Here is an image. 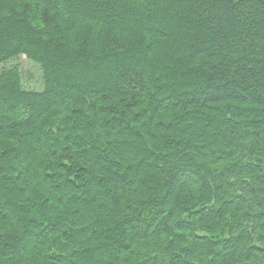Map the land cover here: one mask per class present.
<instances>
[{
  "label": "trees",
  "instance_id": "trees-1",
  "mask_svg": "<svg viewBox=\"0 0 264 264\" xmlns=\"http://www.w3.org/2000/svg\"><path fill=\"white\" fill-rule=\"evenodd\" d=\"M0 264H264V0H0Z\"/></svg>",
  "mask_w": 264,
  "mask_h": 264
},
{
  "label": "rangeland",
  "instance_id": "rangeland-1",
  "mask_svg": "<svg viewBox=\"0 0 264 264\" xmlns=\"http://www.w3.org/2000/svg\"><path fill=\"white\" fill-rule=\"evenodd\" d=\"M208 25H210L209 22ZM15 64L21 65L23 69L25 86L28 89L39 90L42 87L41 71L39 70L38 66L35 63H33L30 59L27 58V56L23 55L18 60L17 59L11 60L8 62L6 66H12ZM173 144L174 143H171L170 146H172ZM153 152L155 151L153 150Z\"/></svg>",
  "mask_w": 264,
  "mask_h": 264
}]
</instances>
